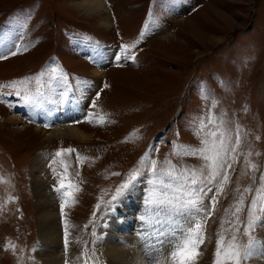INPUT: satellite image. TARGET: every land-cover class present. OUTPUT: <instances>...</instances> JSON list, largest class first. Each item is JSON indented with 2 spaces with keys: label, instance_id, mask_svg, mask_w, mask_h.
<instances>
[{
  "label": "rangeland",
  "instance_id": "obj_1",
  "mask_svg": "<svg viewBox=\"0 0 264 264\" xmlns=\"http://www.w3.org/2000/svg\"><path fill=\"white\" fill-rule=\"evenodd\" d=\"M80 1L0 0L4 37H19L18 43L27 46V51L0 60V85L32 78L27 88L30 92L40 88L49 101L43 109H30L15 96L16 89H0L12 93L6 98L15 105L0 102V264H42L37 257L40 198L32 185L35 158L42 161L40 172L48 178L63 235L67 224L70 239L79 241L70 249H78L80 255L83 241H89L101 264L103 227L112 212L97 211L96 205L111 197L152 147L158 149L152 156L158 167H167L164 161L169 159L178 168L199 169L205 163L202 159L172 153L174 145L201 147L197 122L203 119L207 124L205 133L214 130L207 123L210 112L222 115L233 129L239 125L242 134L238 160L229 170L231 180L218 197L202 246L203 262L214 264L217 234L223 232L226 241L231 240L233 206L241 194L246 199L240 218L246 222V206L264 173V0H104L108 32L78 5ZM136 41L140 42L132 49L135 62L129 59L117 66L114 56L121 54V45ZM45 58L49 61L42 62ZM61 72L67 74L71 92L64 102L52 103L62 89L46 82ZM81 79L91 82L83 96L77 87ZM93 101L95 108L90 107ZM71 106L85 115L68 126L84 133L85 139L52 134L54 114ZM90 114H94L91 122ZM67 148L76 151L56 158L50 168L54 154ZM249 151L252 155L247 158L259 166L258 171L245 165ZM62 160L70 166L65 189L74 196L63 215L64 198L55 190L58 174L64 172ZM69 183L79 190L69 188ZM135 187L141 190L140 212L146 213L149 186L141 182ZM248 187L251 193L244 192ZM130 191L120 198L117 215ZM222 220L227 221L223 226ZM242 233L243 228L237 242L246 244ZM253 235L259 239L264 228ZM6 244L15 245V251L6 250Z\"/></svg>",
  "mask_w": 264,
  "mask_h": 264
},
{
  "label": "snow or ice",
  "instance_id": "obj_2",
  "mask_svg": "<svg viewBox=\"0 0 264 264\" xmlns=\"http://www.w3.org/2000/svg\"><path fill=\"white\" fill-rule=\"evenodd\" d=\"M144 33H141L143 38ZM20 38L8 39L3 35L0 29V60H6L11 56H15L23 51H27V46H21L18 43ZM140 41H136L131 45H121V54L114 56L117 66H121L120 62H127L131 59L135 62L136 56L132 49ZM102 59V57H101ZM93 62L96 60L93 58ZM55 71V70H53ZM44 73H41L42 77ZM32 78H26L21 81H12L6 85H0L2 88H14L15 96L24 106L30 109H43L45 104L49 102L45 92L37 88L35 92H30L27 84ZM49 87L55 84L56 87L62 89L57 94V99L52 103H62L69 98L71 88L66 73L61 72L59 76H50L46 82ZM91 82L88 80H79L77 87L81 96L90 88ZM108 85L103 84V88ZM12 93L0 92V102L15 106L12 101L7 100V96ZM100 93H96L95 99H99ZM207 98V97H205ZM95 108V102L90 105ZM94 114H90L89 122ZM207 123L214 125V130L207 133L204 129L207 124L203 119L197 122L196 134L201 138V147L191 148L187 145H174L172 155L175 156H196L205 163L199 168H191L185 166L178 168L173 165L171 160L166 159L164 164L167 167H158V161L152 156L158 151L152 147L146 152L139 162V166L134 168L127 177L116 187L111 197L96 205L97 211H103L105 214L111 213L119 204L120 198L126 192H129L138 183L146 182L149 186L148 192L144 198V207L146 215L140 217L141 221L149 224L152 228V234L156 237L159 245L163 247L167 244L170 251L165 257L166 264H197V261L203 254V245L206 244V228L209 219L216 210L219 203L218 197L225 192L227 184L231 180L229 170L233 169V164L238 160V150L242 144V134L239 125L233 129L229 121L225 120L222 115L209 113ZM46 127L48 125H45ZM259 139V137H257ZM76 150L74 148L60 149L51 159L49 167L56 163V158L62 157L67 153L71 155ZM242 154V153H241ZM252 153L249 151L245 157L246 167L259 170V166L248 160V156ZM256 155H260L256 153ZM77 161L80 157L77 155ZM64 172L59 173L61 177L59 188L55 190L64 198L61 204V213L64 214V208L67 206L68 199L74 200L73 193L65 189L64 176L69 172L70 166L61 161ZM53 172L56 170L53 168ZM79 173H77L78 175ZM113 175H120L113 173ZM2 179V178H0ZM256 177L253 176L255 181ZM259 187L255 190V195L251 199V203L247 207L246 222L242 221L240 214L245 211L246 196L241 194L239 201L233 206L232 216L235 217L231 221L229 230L233 231L231 240L226 241L223 232L217 234L216 259L214 264H247L248 260L254 254L257 247L258 238L253 235L257 228H264V173L259 177ZM69 188H79L69 183ZM245 193H251L252 188L248 187ZM211 194V195H209ZM208 201V203H206ZM2 207V205H0ZM227 211V210H226ZM96 213H93V217ZM227 221L221 222L222 226ZM91 223V222H90ZM88 225H85L87 228ZM243 228V236H246L247 243H238V234ZM95 236V232L93 231ZM71 232L67 224L64 228V251L65 254L71 250L72 243H79L74 237L70 239ZM95 239L91 244H95ZM89 241H83V247L79 256L72 258L73 260H83L84 264H98L94 248L89 246ZM264 243V242H262ZM11 247L15 251V245H5V249ZM29 259H32L30 257ZM65 264H72L70 260H66Z\"/></svg>",
  "mask_w": 264,
  "mask_h": 264
},
{
  "label": "bare ground",
  "instance_id": "obj_3",
  "mask_svg": "<svg viewBox=\"0 0 264 264\" xmlns=\"http://www.w3.org/2000/svg\"><path fill=\"white\" fill-rule=\"evenodd\" d=\"M78 5L84 8L89 16L95 18L93 20L96 21V24H99L97 25L100 26L101 30L109 31L110 21L105 11L106 4L104 0H81ZM77 8L79 7L77 6ZM84 115L85 112L75 106L68 107L63 112L55 113L51 119V123L56 127L53 128L52 134L60 136L66 134L73 138L85 139L84 133L80 134L78 130L68 126L70 122L82 119ZM10 120L16 123L15 119ZM8 123L10 124V122ZM41 163L39 157L35 158L31 167L32 172L36 175L32 185L36 196L40 198L38 201L40 208L38 215L40 240L37 257L42 264H65L66 260H70L72 264H83L82 260L72 259L79 256L78 249L73 248L67 255L65 254L60 213L57 212L55 200L53 201L50 198L53 193L48 185V178L46 179L41 175ZM141 202V190L139 187H134L131 189L129 196L122 201V208L118 209L120 215H117L115 211L112 212V217L107 226L103 227L105 236L101 241L103 254L101 264H166L165 257L170 249L167 244L161 247L152 234V228L149 224L140 220L142 215H146V213L140 212ZM137 209H139V215L134 217L133 211ZM119 216H121L120 219H118ZM262 242H264V235H260L254 254L247 264H264V243ZM202 256L203 254L197 264H206L203 262Z\"/></svg>",
  "mask_w": 264,
  "mask_h": 264
}]
</instances>
